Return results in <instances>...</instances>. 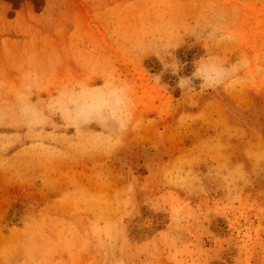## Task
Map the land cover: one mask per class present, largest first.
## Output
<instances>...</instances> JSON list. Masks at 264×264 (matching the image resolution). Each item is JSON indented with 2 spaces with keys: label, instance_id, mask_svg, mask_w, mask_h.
<instances>
[{
  "label": "rangeland",
  "instance_id": "rangeland-1",
  "mask_svg": "<svg viewBox=\"0 0 264 264\" xmlns=\"http://www.w3.org/2000/svg\"><path fill=\"white\" fill-rule=\"evenodd\" d=\"M0 264H264V0H0Z\"/></svg>",
  "mask_w": 264,
  "mask_h": 264
},
{
  "label": "bare ground",
  "instance_id": "bare-ground-1",
  "mask_svg": "<svg viewBox=\"0 0 264 264\" xmlns=\"http://www.w3.org/2000/svg\"><path fill=\"white\" fill-rule=\"evenodd\" d=\"M253 112V111H252ZM254 112L255 113H246V114H244L243 116L245 117V118H250V117H252L253 115H256V113H257V111L256 110H254ZM252 119V118H251ZM147 156H148V158H149V160L150 161H155V160H157V159H159L160 158V156H161V154H155L154 152L153 153H151V152H148L147 153ZM121 161L124 163V164H129V161L126 159V158H122L121 159ZM145 162V161H144ZM148 162V161H147Z\"/></svg>",
  "mask_w": 264,
  "mask_h": 264
},
{
  "label": "clouds",
  "instance_id": "clouds-1",
  "mask_svg": "<svg viewBox=\"0 0 264 264\" xmlns=\"http://www.w3.org/2000/svg\"><path fill=\"white\" fill-rule=\"evenodd\" d=\"M178 86L179 87H181V88H183L184 87V85H183V83L181 82L180 84H178Z\"/></svg>",
  "mask_w": 264,
  "mask_h": 264
}]
</instances>
